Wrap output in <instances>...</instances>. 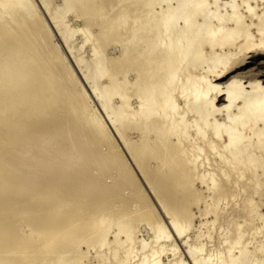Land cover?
<instances>
[{"label": "bare ground", "instance_id": "6f19581e", "mask_svg": "<svg viewBox=\"0 0 264 264\" xmlns=\"http://www.w3.org/2000/svg\"><path fill=\"white\" fill-rule=\"evenodd\" d=\"M262 205L264 0H0V264H264Z\"/></svg>", "mask_w": 264, "mask_h": 264}, {"label": "rangeland", "instance_id": "374dc122", "mask_svg": "<svg viewBox=\"0 0 264 264\" xmlns=\"http://www.w3.org/2000/svg\"><path fill=\"white\" fill-rule=\"evenodd\" d=\"M196 210H197V211H196ZM261 210L264 212V205H262ZM194 211L197 213V215H199L198 209H197L196 207H194ZM199 221H200V218L197 217V219H196V223H197V225L199 224Z\"/></svg>", "mask_w": 264, "mask_h": 264}]
</instances>
